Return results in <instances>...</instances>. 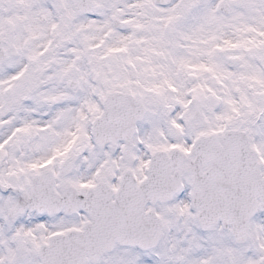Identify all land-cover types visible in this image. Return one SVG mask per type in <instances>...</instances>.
I'll list each match as a JSON object with an SVG mask.
<instances>
[{"label":"snow or ice","instance_id":"6c2138e0","mask_svg":"<svg viewBox=\"0 0 264 264\" xmlns=\"http://www.w3.org/2000/svg\"><path fill=\"white\" fill-rule=\"evenodd\" d=\"M0 264H264V0H0Z\"/></svg>","mask_w":264,"mask_h":264}]
</instances>
